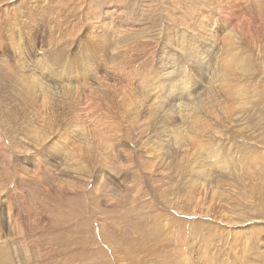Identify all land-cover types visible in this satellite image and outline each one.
Masks as SVG:
<instances>
[{"label": "rangeland", "instance_id": "1", "mask_svg": "<svg viewBox=\"0 0 264 264\" xmlns=\"http://www.w3.org/2000/svg\"><path fill=\"white\" fill-rule=\"evenodd\" d=\"M237 3L247 14L228 7L230 18L222 16L240 43L227 29L190 27L200 14L212 19L207 0H0V264H264V46L254 49L250 37L259 31L254 38L264 44V4ZM158 5L178 19L173 51L199 46L192 78L172 69L188 86L200 80L194 62L213 47L218 74L232 56L249 58L256 70L241 85L243 97L231 87L229 101L220 92L236 109L237 136L210 126L205 140L221 143L226 169L210 165L197 182L194 173L183 179L182 164L151 160L159 154L150 150L155 134L143 135L131 116L143 115L138 78L170 66L164 47L141 58L142 40L134 44L135 30L162 15ZM105 21L112 39L120 37L110 59L94 36ZM147 43L140 48L158 47ZM46 54L56 57L55 75ZM147 98L148 118L171 100Z\"/></svg>", "mask_w": 264, "mask_h": 264}, {"label": "bare ground", "instance_id": "2", "mask_svg": "<svg viewBox=\"0 0 264 264\" xmlns=\"http://www.w3.org/2000/svg\"><path fill=\"white\" fill-rule=\"evenodd\" d=\"M236 1L239 2V4L241 2H245V0L244 1L243 0H233V1L207 0V2H210L208 7L211 10L212 15L209 17H211L212 19L207 21V19L202 17L203 15L200 14L199 19H201V23L199 22L198 25H194V26L191 25L190 27H193L194 31H197V32L206 31L209 34H212L213 32H215L217 28L227 29L228 31L227 36L230 39L237 37L236 43L242 42L243 37L240 35H237L236 33L237 28L233 29L231 26L228 25V22L225 20V18L227 19L230 18V15H228L227 12L224 11V10H227L228 7L233 9V16H236V15H238V17L242 16L241 15L242 12L240 11L238 12L235 10L236 7L240 8V5H238ZM254 1L256 2L257 7H261V5L264 4V0H254ZM158 10L159 12L162 13V15L160 13L156 14L157 17L156 16H155L156 18L153 17V19H155L154 22L150 23L146 27V29L138 28L135 30V34H133V37L136 35L134 44H138V40H142L137 50V53L139 52V57L141 58H145L147 55L152 58L154 57V54H156L157 50L164 47L165 51H163L162 57L165 61L167 60L165 63H168L170 66H167V67L163 66V70L161 71L162 76L160 77H153L148 80H143V79L138 78L140 80L138 82L140 86L139 90H141L140 98L144 100V105L140 106L138 110L141 113H143V115H146L144 106L146 105V102L148 101L147 96L162 95L167 98H171V100L165 99V101H162L159 104L160 111H156L152 118L151 117L148 118V117H145L139 114L137 110H136L137 112L136 116L132 114L131 116H132V120L133 121L136 120L139 126L143 129V135H146L149 131H152L155 134L154 136L152 135L150 136L152 137V141H151L152 149L150 150L152 151V153L159 152V154L154 156V158H152L151 160H154L156 162H159L165 165L167 164V166L170 165L171 167H178V164H182L181 167H178L179 169L178 172L182 170L183 179L186 180V177H190V175L194 173L196 175L194 179L196 180L195 182H197L198 175L201 172L204 174V172H207L208 170H210L209 169L210 165L217 164L220 167H223V168L226 167V161L224 162L223 160H221L220 158L221 155L218 154L217 152L219 149L221 150V143L220 142L214 143V141L212 140H208V141L205 140L206 138L204 134L211 130L210 126L214 127L213 131L221 130L223 133L226 131L232 136H237L236 134L237 130H236V127L234 126L238 122L237 121L238 119H233L237 114V112H235L236 109L232 108L230 105L226 106L222 102L221 98L219 97L220 92H223L222 93L223 96H226L227 100L229 101L230 96L227 92V89L228 87H231L236 95L243 97V89L241 85L242 83L251 81L252 78L255 76L256 70L249 58H247L246 60H242L241 56H232L231 60L220 70L218 74V71L216 69V60H217L216 49L217 48L213 47L209 50L206 56L199 58L197 63L194 62L195 65H198V69L200 72V80L197 84L188 86L187 84L191 80L182 78L173 72L176 70L181 71V70L187 69L190 72L189 77L192 78L191 62L193 61V56L199 51V46H197L196 42H194L191 44H186L187 45L186 48L180 47L178 48L179 51H173L174 49L172 47H174V45L172 46V44L174 41L172 40V38L175 32L173 31V28H174V25L178 22V19L176 20V23L175 22L172 23L171 19L173 18L171 14L170 15L164 14V6L162 5L158 7ZM244 14H247V12ZM222 15H225V18H223ZM233 16H232L233 20L238 21L240 19V18H235ZM262 16H263V21L261 24V28H258V27L257 28L262 31L263 38H264V10H263ZM111 17L112 16L109 12L108 19H110ZM214 20L217 21L218 26L213 25ZM109 23L110 21L102 22L99 25V29L97 30V33H96L98 35L96 34L94 35L97 40L100 39V45L104 50L103 55L105 57V54H106L107 59L111 58L109 56L111 51L117 49V43H120V37L114 36L115 38L112 39L113 36H110L108 34V29L104 28L105 26L107 27V24ZM239 23L240 24L242 23V19L239 20ZM239 23L236 24V27L239 25ZM179 25H181V23ZM137 31H138V34H136ZM166 32L167 34L164 38V34ZM258 32L259 31H257L256 34H258ZM256 34L250 35L251 40H252L251 45L254 47V49L257 47L261 48L264 46V44L261 41H259L257 38H254ZM160 40L162 41L159 43L158 41ZM203 40H205V36H203ZM146 42H148L147 44H154V47H156V44L158 43V47L152 50L148 48V50L146 49L147 51H144L143 49L140 48V45ZM69 43L71 42L69 41ZM44 56H45V61L52 60L46 63V67L49 71H51L54 74V72L57 70L54 67L56 66L55 65V58H56L55 55L47 56L46 54ZM123 56L125 57V55ZM107 59L104 58V61L106 60L107 63H111V60H107ZM116 62H118V60ZM172 69H176V70H172ZM144 72H146V70H144ZM95 74L97 76V73ZM182 75L184 76L185 74H182ZM28 78H30V80L26 83L29 85H34V83H32V81H34L33 78L31 76H28ZM81 78L83 77L81 76ZM64 86H66V84H64ZM68 86H69V82H68ZM101 87L102 86H99L97 89ZM69 88L65 87V90ZM41 90L40 92L43 93L44 91H41ZM67 91L69 92V90ZM60 92L61 91L57 93L55 92V93L59 94ZM62 93H63V90L61 94ZM203 93L205 94L203 95ZM63 95H65V92ZM104 99L105 98H102L103 101ZM103 103L105 104V102ZM215 134H219V133L213 132V135ZM102 136L104 139L107 138L106 133H102ZM231 139H235V137ZM227 141L228 140H226V142ZM207 143L211 144V146H207ZM69 149L70 148H68V152H69ZM193 150H195L196 152H193ZM133 152H137V151L134 149ZM203 174L202 176L204 177ZM193 187L195 186L194 185L190 186V188H193ZM237 254L240 255L239 253H236V255Z\"/></svg>", "mask_w": 264, "mask_h": 264}]
</instances>
